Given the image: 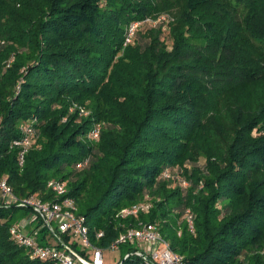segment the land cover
<instances>
[{
  "label": "trees",
  "instance_id": "trees-1",
  "mask_svg": "<svg viewBox=\"0 0 264 264\" xmlns=\"http://www.w3.org/2000/svg\"><path fill=\"white\" fill-rule=\"evenodd\" d=\"M0 43V179L17 196L56 201L47 183L65 182L103 249L157 225L184 264H264V0H0ZM29 212L0 206V264H55L12 240ZM121 246L116 264H147Z\"/></svg>",
  "mask_w": 264,
  "mask_h": 264
},
{
  "label": "built area",
  "instance_id": "built-area-1",
  "mask_svg": "<svg viewBox=\"0 0 264 264\" xmlns=\"http://www.w3.org/2000/svg\"><path fill=\"white\" fill-rule=\"evenodd\" d=\"M139 23L130 25L127 33L126 44L132 43ZM4 43H0V46ZM77 108V107H76ZM80 113L88 116L89 112L82 107H78ZM24 136L21 141L14 143V146L21 148L19 165L23 167L25 155L36 142V134L33 126L23 129ZM101 135V125H95L90 132V139L99 140ZM83 167V165L78 166ZM166 179H170V174H165ZM183 186L188 185L183 182ZM47 189L51 191L56 201H43L40 198L19 197L14 193L7 180L0 179V206L10 208L20 206L35 213L36 217L27 216L25 222L18 223L10 227L9 233L12 240L24 248L31 259L40 261H49L55 264H82L77 257L70 252L71 245L77 243L85 246L82 251L87 256L86 248L92 250L91 258L84 259L89 264H105L104 253L107 249L100 248L91 244L89 229L86 224L85 216L79 213L76 201L73 198L66 197L68 188L65 182L50 180L47 183ZM152 203L149 199L122 209L116 216L120 220H126L131 217H137L141 213H149ZM194 215L188 210L186 213V222L191 233H195ZM38 221V225L35 223ZM28 229L29 234L24 232ZM45 231L44 240L41 241V231ZM56 239L55 245L49 244L48 236ZM180 235V233H179ZM104 233L100 232L97 239L103 238ZM66 238L68 240H66ZM140 242L151 243L155 246L154 250L147 252L139 247ZM121 245H128L134 250L126 258L135 255L142 258L147 264H184V258L171 249L170 243L162 236L157 225H143L140 227H130L125 229L108 249H116Z\"/></svg>",
  "mask_w": 264,
  "mask_h": 264
},
{
  "label": "rangeland",
  "instance_id": "rangeland-1",
  "mask_svg": "<svg viewBox=\"0 0 264 264\" xmlns=\"http://www.w3.org/2000/svg\"><path fill=\"white\" fill-rule=\"evenodd\" d=\"M187 185H188V181H184ZM188 187V186H187ZM29 215L33 218L36 217L35 213L29 212ZM25 222V220H21L20 223ZM35 225H38V221L35 223ZM24 232L26 234H29L28 229H24ZM48 237V241L52 244V242L56 241V239L54 237H50V235H47ZM139 247L147 252H151V250H154L155 246L151 243H147V242H140L139 243ZM80 250H84L85 246L81 245L79 246ZM127 246H119L116 249H107L104 253V259H105V264H116L118 262H120L124 256V253L128 250ZM87 251V256L89 258H91L92 255V250L90 248H86Z\"/></svg>",
  "mask_w": 264,
  "mask_h": 264
},
{
  "label": "water",
  "instance_id": "water-1",
  "mask_svg": "<svg viewBox=\"0 0 264 264\" xmlns=\"http://www.w3.org/2000/svg\"><path fill=\"white\" fill-rule=\"evenodd\" d=\"M70 252H71L72 254H74V255L77 257V259H78L82 264H89V263H87L84 259H82L77 253H75L74 251L70 250Z\"/></svg>",
  "mask_w": 264,
  "mask_h": 264
},
{
  "label": "crops",
  "instance_id": "crops-1",
  "mask_svg": "<svg viewBox=\"0 0 264 264\" xmlns=\"http://www.w3.org/2000/svg\"><path fill=\"white\" fill-rule=\"evenodd\" d=\"M47 241H48V240H47ZM48 242H49V241H48ZM49 244H51V243L49 242ZM51 245H55V242L53 241Z\"/></svg>",
  "mask_w": 264,
  "mask_h": 264
}]
</instances>
